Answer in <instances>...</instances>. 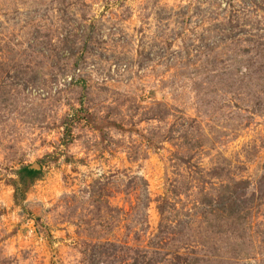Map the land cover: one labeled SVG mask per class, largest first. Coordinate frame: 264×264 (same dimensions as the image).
<instances>
[{
	"label": "rangeland",
	"instance_id": "obj_1",
	"mask_svg": "<svg viewBox=\"0 0 264 264\" xmlns=\"http://www.w3.org/2000/svg\"><path fill=\"white\" fill-rule=\"evenodd\" d=\"M0 264H264V0H0Z\"/></svg>",
	"mask_w": 264,
	"mask_h": 264
},
{
	"label": "trees",
	"instance_id": "obj_2",
	"mask_svg": "<svg viewBox=\"0 0 264 264\" xmlns=\"http://www.w3.org/2000/svg\"><path fill=\"white\" fill-rule=\"evenodd\" d=\"M43 172L32 168L31 166H24L17 172L18 180L14 183L16 202L25 201L27 193L35 182L42 178Z\"/></svg>",
	"mask_w": 264,
	"mask_h": 264
}]
</instances>
